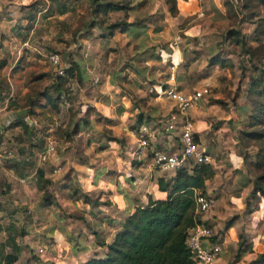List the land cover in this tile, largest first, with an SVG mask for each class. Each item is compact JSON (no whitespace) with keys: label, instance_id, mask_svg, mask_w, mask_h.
<instances>
[{"label":"rangeland","instance_id":"1","mask_svg":"<svg viewBox=\"0 0 264 264\" xmlns=\"http://www.w3.org/2000/svg\"><path fill=\"white\" fill-rule=\"evenodd\" d=\"M100 1L101 5L108 2L119 3L127 8L133 5L134 10L128 11L126 18L123 11H108L103 14L97 7L91 5L90 0H51L47 8L44 0L27 2L26 8H29L31 13L38 12L35 17L37 18L35 22L37 30L32 34V37L35 41L33 45H36L39 53L36 56L39 58L40 64H37L38 69L33 72L37 73L48 68L46 73L50 82L44 83L42 79L34 82L30 86V89L33 88V90L27 93L11 98L0 97V111L9 112V108L15 106L21 109L19 111H25L23 118L28 120L26 122L22 118L26 128L16 124L17 119L21 121L22 116L13 120L7 126L8 134L0 141V203L1 201L3 203L8 202L12 208L15 207V210L11 208L9 211H4L2 204H0V208L5 213V220L10 218L19 223L18 229L14 227L10 230V234L20 238L25 237L26 244L23 246L20 255L21 261L37 258L42 264V259L35 253L37 247L42 248V246L51 244L44 234L46 225L55 224L52 218L47 222V217L50 216L51 212L55 213L50 206H57L60 209L59 203L63 200H77L84 203L85 195L81 194L77 179L74 176L70 177L74 170L70 166V162L72 161L71 163L76 165L87 164L83 159L86 156L82 141H85L84 137L91 132L93 126L97 127L95 132L102 134L106 140L122 141L124 144V141H127L126 137H128L130 141H136V152L142 151L137 142L138 128L145 125L148 132L152 134V138L147 139L148 147L143 151L146 157L139 162L132 160L125 164L121 163L123 169H126L127 164L132 168L150 164L151 152L160 151L158 148L160 147L159 141H162L165 135L160 130L158 121H164L171 112L170 104L162 96L168 78L170 59L162 57L158 49L166 50L175 35L185 37L183 35L185 30L194 25L191 23V19L181 21L182 19L177 15L170 16L168 13L170 5L167 0H149L144 7L137 6L138 9H135L134 5L136 0ZM233 11L231 19L228 17L223 19V24L219 25V21L222 20L217 19V17H214V21L208 24V27L214 28L216 32L212 34L203 33L199 36L200 40L186 35L187 40L185 39L179 50L183 53L184 59L178 70L179 75H182L180 81L176 83V88L191 93L200 86L201 80L206 76H211L216 79L214 82L216 86L211 84V92L207 99L211 104L217 105V108L220 107V110L225 111L236 103V97H231L232 90L240 89L245 82L243 79L248 80L254 74L253 66L264 67L262 59L256 61L257 58L253 59L246 56L234 43V38L226 34L227 31L241 33L245 30L244 27L240 26L241 19L235 14L236 10ZM124 20L127 23L135 20L141 22L144 27L143 34L134 38L133 35L128 37L118 30L113 32L110 30V33L107 31L106 28L110 25L124 22ZM241 35L247 36L248 34L241 33ZM151 36L155 37V44L151 41ZM209 37L211 38L210 42L215 45L217 57H220L223 63L218 65L219 70L208 66L209 55L204 58L200 57V48L204 44H209L206 40ZM262 41L264 43V38ZM200 42H202L201 47L198 46ZM151 48L159 60H143L144 53ZM51 54L59 57V67L63 70L70 68L75 62L79 64L84 75V80L79 83L75 79H69L63 85L58 98H53L55 97V93L52 91L54 86L49 78L50 74H52L51 79L56 75V67L51 66L47 61V56ZM137 55L140 56L137 58ZM224 57H227V60H223ZM241 67L244 70L243 74H241ZM134 69L137 74L133 71ZM176 73L177 70H175V76ZM32 74H29L31 79L35 77V74ZM41 74L43 73H38V75ZM223 75L225 76L223 77ZM220 77H223L224 83ZM104 84H106V88H102ZM114 91L117 95L126 96L133 108V117L130 122L129 118L121 119V122L119 121L121 126L119 125L120 127L116 129L106 127L109 124L108 120L103 119L94 108V103L104 99L108 100L110 96L113 97ZM218 93L220 96H217ZM224 93L225 97L223 96ZM45 94L50 101L45 97ZM27 95L30 96L27 97ZM213 98L215 99L213 100ZM244 100L246 99L244 98ZM53 103H55L54 106ZM139 114L141 115V125L138 126L136 115ZM211 119L215 121L210 124L212 127L208 131H204L203 135L201 134L204 141H210L212 130L218 128L220 135H223L222 138H219L222 141L228 140V138L234 141H242L240 133L247 130L248 119L246 116H240L233 122V129L230 126L232 121L224 124L221 123L222 120H215L214 116L207 121H211ZM76 123H84V125L81 124L83 128L80 132L74 128ZM88 126L92 129L86 130L85 128ZM203 130L204 126L198 123V131ZM127 132L133 133L134 137L128 135ZM48 143L54 144L57 161L40 163L38 160L39 149L46 147ZM243 146L238 142L236 144L237 153L241 158H245V154H247L244 152ZM121 151L123 153V146H121ZM63 156H66L65 160L62 158ZM67 158L70 159L69 163ZM220 165L221 167L217 172H223L226 168L224 163ZM56 167L59 170L61 168V171L53 174L52 171ZM150 169V177H146L144 180V184L148 185L150 189L156 186L160 177L169 179L174 174V172L162 173ZM40 170L43 177L37 173ZM261 173V170H254L243 162L240 172L241 178L234 180V186L239 187L247 183L249 185L243 194V197L246 196L245 202L247 204L244 210L253 208L258 200L256 197H251L250 193L253 189V179ZM65 176L67 180L64 179ZM220 185H225L223 178L220 180ZM146 190L148 191V189ZM137 195L140 197L141 192L138 191ZM209 197L211 198V196ZM86 199L89 200V209L86 211L87 213H84L86 214L85 218L92 219L97 214V207H93L94 203H98L97 198L95 195H91ZM9 212L12 213L9 215ZM68 216L69 218L76 217L73 214ZM230 219L232 218L226 219L225 222ZM79 221H83V217H80ZM209 227L211 228V226ZM74 230L75 228H69L67 234L74 236ZM258 230L264 235V216ZM240 244L243 248V241L239 239L237 244L232 247L228 244L225 245L215 264H252L258 254L252 256L242 253L244 254L242 257L239 251L242 248L238 247ZM66 261L69 264L74 263L69 258Z\"/></svg>","mask_w":264,"mask_h":264},{"label":"crops","instance_id":"2","mask_svg":"<svg viewBox=\"0 0 264 264\" xmlns=\"http://www.w3.org/2000/svg\"><path fill=\"white\" fill-rule=\"evenodd\" d=\"M28 1L30 0H0V97H15L33 90V88L30 89V86L34 82L42 79L44 83L48 81V75L46 73L48 68L42 69L37 73L33 72L38 69L37 64H40L39 58L36 56L39 53L36 45H33L35 41L32 37V34L37 30V26L35 25L37 18L35 17L38 12L31 13L29 8H26ZM44 1L46 2L47 8L51 0ZM244 1L177 0V17L182 19L181 21L191 19V23L194 25L192 28L186 29V34L183 33V35L200 40L199 36L201 34H212L216 32L214 28H209L208 24L214 21V17L222 20L219 21V25L223 24V19L227 17L231 19L232 10H236L235 14L241 19L242 14H239L237 10L239 6L241 8ZM262 11L261 9L251 20L250 17L246 20H241L240 26L244 27L245 30L241 32L239 29L241 27L238 30L242 34H248L247 36L244 35L246 43L252 49H258L256 57L264 61V43L262 41L264 37L260 39V44H257L253 40V31L255 29L254 21L263 16ZM151 37V41L153 43L156 42L155 37ZM197 40L196 42H198ZM206 40L209 44H204L200 48L201 58L207 57L208 55L212 57L216 54L215 45L210 42L211 38L209 37ZM198 46L201 47L202 42ZM158 50L161 52L162 57L169 58L176 66L175 84L178 83L177 78L182 75H179L178 70L181 64H183V53L181 51H172L169 46L166 50ZM226 58L224 57L223 60H227ZM189 64L192 65L191 62ZM218 65H214L212 68L219 70L220 65ZM38 73L43 74L38 75ZM29 74L35 77L31 79ZM51 77L52 74H50V80ZM223 77H220L222 82ZM215 80L211 76H206L201 82H207L211 87V84L216 86L214 83ZM244 80L245 82H243L240 89H236L237 91L232 90L231 97H236V103L232 107H229L228 110H220V107L218 109L217 105L211 104L206 97L199 101L195 109L189 111L188 116L193 124L196 142L211 157L214 162H212L213 165L211 164V166L215 171L213 178L204 183L205 194L208 197L211 196L214 201L213 206L207 214L199 216V219L207 227L211 226L209 228L213 235L212 238H214V242L218 243L221 248L220 254L225 245L228 244L232 247L240 239V241H243V248L241 247V250L244 251V254L247 253L248 255L255 256L261 253L264 248V235L258 230L264 216V201L259 198L253 208H246L244 210L247 204L245 202L246 196L243 197V194L247 191L249 185L246 182V185L243 184L237 187L233 183L235 179L241 178L240 172L243 162L251 167V163L256 161L257 147L254 144L245 145L242 141H234L229 138L228 140L222 141V139H219L223 137L219 133V128L212 130L210 141H204L201 137L204 131H208L212 127L210 124L215 122L214 119L207 121L212 116L215 117V120H222L221 123L224 124L232 121L230 123L232 129L234 127L233 122L240 118V116L247 117L248 106L244 100L247 79ZM102 88H106V84ZM181 91L185 92L184 90ZM217 96H220L219 93ZM223 96H226L225 93ZM102 99L104 98L102 97ZM94 106L96 112L103 119L108 120L109 124L106 127L112 129L121 126L119 123L121 119L126 120L129 118L130 122V119L133 117V108L129 100L125 96L117 95L116 91L113 92V97L110 96L108 100L104 99L101 102L94 103ZM24 114L25 111L19 110L9 112L0 111V141L8 134L9 129H7V126L9 123L21 116L23 118ZM23 120L26 121L27 118H23ZM198 123L204 126L203 131H198ZM121 128L124 129V127ZM96 130L97 127L93 126L91 132L84 137L85 141H82L86 156L83 159L87 164L76 165L75 163H71L72 161L70 162L68 158L67 162H70V166L74 168L70 177L74 176L77 179L81 194L87 197L95 195L97 198L98 203H94L93 206L97 207V214L92 219H86V214L84 213L89 209V205L77 200H63L60 202L59 206L62 212L58 207L54 208L50 206L55 213L51 212L50 216L47 217V222L53 219L55 224L46 225L44 234L51 244L42 246V248L37 247L35 253L36 255L38 249L42 250L41 257H39L42 259V264H69L66 261L68 258L74 261V263L70 264H82L89 259L102 258L106 249L105 247L97 246L98 242L103 241L104 244L110 243L113 236L119 230L120 223L136 207L145 206L149 199L162 200L165 197L164 193L157 191L156 186L150 189L148 185L144 184L145 178L150 177V164H143L135 168L127 164L125 166L126 169H123L120 165L121 163L125 164L132 160L139 162L146 157L143 150L140 151L138 149L139 152H136V141H130L128 137H126L127 141H124L125 145L122 144V141H107L102 134L95 132ZM127 134L134 137L133 133L127 132ZM237 142L244 145V152H247L244 159L237 153ZM159 144L160 147L158 148L160 151L175 152L179 148L176 134H165L163 140L159 141ZM121 146L124 149L123 153ZM62 158L65 160L66 156ZM221 163H224L226 168L223 172H217L219 167H221ZM222 178L224 179V186L220 185ZM64 179L67 180V177L65 176ZM138 191L141 192L140 197L137 195ZM213 196H215V199ZM0 204H2L4 211H9L12 208V205L8 202L3 203L1 201ZM12 210H15V207ZM11 213L9 212L8 214L10 215ZM69 214H73L76 217L69 218ZM89 215L92 216L90 213ZM4 217L5 213L0 208V263L2 264V259L6 255H13L17 258L13 264H21L23 261L20 260V255L23 251V246L26 244L25 237L20 238L19 236L10 234V230L14 227L18 229L19 223H16L10 218L5 220ZM80 217H83L85 223L79 221ZM229 218L233 220L230 219L225 222ZM228 222H230L229 228L224 229V225ZM69 228H75L73 231L74 236H71L69 233L67 234ZM13 244L15 245V249L11 246ZM244 254H242V257H244ZM218 259L219 256L213 264Z\"/></svg>","mask_w":264,"mask_h":264},{"label":"trees","instance_id":"3","mask_svg":"<svg viewBox=\"0 0 264 264\" xmlns=\"http://www.w3.org/2000/svg\"><path fill=\"white\" fill-rule=\"evenodd\" d=\"M91 5L97 7L100 12H124L133 11V5L129 8L123 7L119 3H105L101 5L100 0H90ZM149 0H136L135 9L144 7ZM169 6L168 13L174 17L177 15V0H167ZM263 10V16L254 21L255 29L253 31V40L260 44V39L264 37V0H245L240 8L239 14H242L241 20L252 19L255 14ZM111 31L118 30L120 33L136 38L139 34H143L144 27L137 20L127 23L124 22L110 25L106 28ZM111 30V31H110ZM138 31L139 33H134ZM230 37L234 38L235 44L239 46L246 56L257 58L258 49H252L245 41L244 36L238 31H227ZM187 37H183V42ZM260 47V45H258ZM140 55H137V58ZM260 58L255 59L259 61ZM143 60H159V57L153 54V50L146 51ZM221 58L217 57V53L210 57L208 66L222 65ZM241 74H243V67ZM133 71H137L134 69ZM253 72L248 80L245 89V101L248 106L247 119L248 124L245 131L240 133L243 144H254L257 147L256 161L251 163V167L261 170L262 173L256 176L253 181V189L250 193L251 197L262 199L264 201V67L253 66ZM69 79H75L77 83L84 80L82 69L78 63L73 62L71 67L65 69L62 75H55L51 79L53 84V93L58 98L62 92L63 85ZM180 81V77L177 78ZM30 95H27L29 97ZM124 96V95H123ZM45 97L48 99L47 94ZM126 97V96H125ZM128 99V98H127ZM50 101V99H48ZM53 106L55 103L52 104ZM21 110L15 106H11L9 111ZM137 125H141V115H136ZM18 126L25 123L17 119ZM83 122V121H82ZM84 125V123H81ZM76 123L74 128L81 131L83 126ZM88 124L87 122L85 123ZM90 126L86 130H90ZM196 140V137H195ZM107 141H114L108 139ZM45 147L39 149L40 153ZM244 159V158H243ZM250 165V164H249ZM40 177L43 174L37 171ZM215 171L211 165H194L189 169L182 168L174 172L169 179L159 178L156 183L157 191L164 193L162 200L149 199L145 206H139L129 214L119 225V230L113 236L108 244L98 242L97 246L105 247L106 251L102 258L89 259L82 264H193L189 251L186 247V238L188 230L195 223H201L195 216L194 199L196 195L205 196L204 183L211 180ZM84 196V203L89 204V200ZM46 205H49L46 203ZM57 207V206H54ZM230 222L224 225V229H228ZM214 242V238H211ZM15 249V245H11ZM238 247H242L240 244ZM240 251V250H239ZM16 253V252H14ZM244 253V251H240ZM17 260L16 256L6 255L2 259V264H13ZM32 261L41 264L37 258ZM25 262V261H23ZM22 262V263H23ZM1 264V263H0ZM252 264H264V249L256 256Z\"/></svg>","mask_w":264,"mask_h":264},{"label":"built area","instance_id":"4","mask_svg":"<svg viewBox=\"0 0 264 264\" xmlns=\"http://www.w3.org/2000/svg\"><path fill=\"white\" fill-rule=\"evenodd\" d=\"M240 6L237 12L239 13ZM183 37L175 35L169 47L172 51L178 52L183 44ZM169 60V58H167ZM166 59V60H167ZM47 61L55 68V74L60 76L63 69L59 67L60 59L57 55H48ZM168 78L166 87L162 91L164 99L171 104V112L164 121H158L160 130L168 135L176 134L179 148L175 152L152 151L150 159V167L162 173H173L179 169H189L194 165H211L212 159L207 155L195 140V132L192 121L188 116V112L195 109L203 98L209 96L211 87L207 82H201L200 86L191 93L183 92L176 88L175 70L176 66L169 61ZM138 132V147L146 150L148 147L147 139L152 138L145 126H140ZM1 146V143H0ZM40 163H49L55 160L54 144L48 143L44 150L39 154ZM59 168L53 169L56 174ZM213 199L208 196L196 195L194 199L196 217L207 214L212 206ZM200 220V219H199ZM212 232L204 223H195L188 230L186 238V247L189 251L193 264H213L218 258L221 248L218 243L212 242ZM42 250H37V256L41 257ZM21 264H37L30 260Z\"/></svg>","mask_w":264,"mask_h":264}]
</instances>
